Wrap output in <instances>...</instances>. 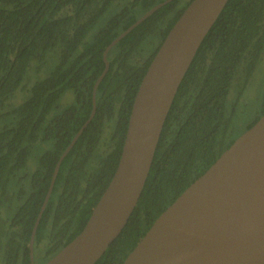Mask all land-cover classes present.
<instances>
[{
    "label": "trees",
    "instance_id": "obj_1",
    "mask_svg": "<svg viewBox=\"0 0 264 264\" xmlns=\"http://www.w3.org/2000/svg\"><path fill=\"white\" fill-rule=\"evenodd\" d=\"M115 1L0 0V211H6L0 215V264L30 263L32 227L57 159L92 111L105 46L163 0H124L89 37ZM189 2L165 3L108 51L109 68L96 88L94 115L62 159L36 228L34 245L47 240L46 258L81 231L108 185L138 86ZM55 48V67L29 86L23 101L6 107L31 61L41 64ZM263 55L264 0H228L178 86L134 209L94 264H122L158 215L238 136L231 134L228 93L240 76L251 77ZM68 89L74 100L53 111ZM263 113L264 99L246 129ZM105 133L109 146L103 151ZM36 144L45 146L31 169L26 166Z\"/></svg>",
    "mask_w": 264,
    "mask_h": 264
},
{
    "label": "water",
    "instance_id": "obj_2",
    "mask_svg": "<svg viewBox=\"0 0 264 264\" xmlns=\"http://www.w3.org/2000/svg\"><path fill=\"white\" fill-rule=\"evenodd\" d=\"M171 0L156 3L111 40L92 90V111L56 161L29 240L34 238L64 156L94 115L108 51ZM228 0H190L149 62L134 96L116 169L81 231L42 264H94L120 233L148 175L175 93ZM122 264H264V113L154 220Z\"/></svg>",
    "mask_w": 264,
    "mask_h": 264
},
{
    "label": "rangeland",
    "instance_id": "obj_3",
    "mask_svg": "<svg viewBox=\"0 0 264 264\" xmlns=\"http://www.w3.org/2000/svg\"><path fill=\"white\" fill-rule=\"evenodd\" d=\"M116 0L108 10L102 15L96 26L90 31L89 37L94 31L103 24L106 19L116 11H118L126 1ZM59 61V49L55 48L48 52L46 60L41 64L37 60H32L29 68L26 71L25 76L19 87L10 96L7 106L17 105L23 101L29 93V86L36 80L41 79L48 75L50 71L55 67ZM31 70L33 73L31 74ZM244 77H239L234 84H231L228 97H227V113L231 117L230 129L233 136L241 134L245 129L246 125L252 121L255 116L259 113L263 99H264V55L261 60L257 62V65L251 75L246 81ZM235 80V79H234ZM243 85V87H242ZM242 87V89H241ZM74 100V93L72 90H66L58 99L57 107L53 111H60L69 103ZM44 144H36L31 152L28 159L27 166L31 169L38 162L39 156L44 148ZM109 137L108 133H105L101 150L108 149ZM5 207H2L0 215L3 217L6 215L4 211ZM47 244V240H42L39 244L34 245L33 248V264H42L46 261L44 255V246Z\"/></svg>",
    "mask_w": 264,
    "mask_h": 264
}]
</instances>
